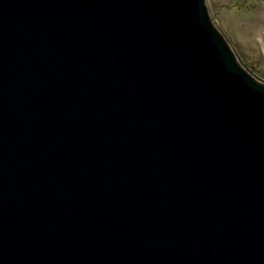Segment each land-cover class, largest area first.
Here are the masks:
<instances>
[{
	"label": "water",
	"instance_id": "95a60500",
	"mask_svg": "<svg viewBox=\"0 0 264 264\" xmlns=\"http://www.w3.org/2000/svg\"><path fill=\"white\" fill-rule=\"evenodd\" d=\"M0 264H264V81L206 0H0Z\"/></svg>",
	"mask_w": 264,
	"mask_h": 264
},
{
	"label": "rangeland",
	"instance_id": "374dc122",
	"mask_svg": "<svg viewBox=\"0 0 264 264\" xmlns=\"http://www.w3.org/2000/svg\"><path fill=\"white\" fill-rule=\"evenodd\" d=\"M238 59L264 81V0H206Z\"/></svg>",
	"mask_w": 264,
	"mask_h": 264
}]
</instances>
